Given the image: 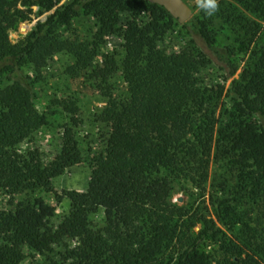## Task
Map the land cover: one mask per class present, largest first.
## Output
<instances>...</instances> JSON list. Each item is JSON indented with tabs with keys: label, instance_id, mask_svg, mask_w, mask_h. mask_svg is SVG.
Listing matches in <instances>:
<instances>
[{
	"label": "trees",
	"instance_id": "trees-1",
	"mask_svg": "<svg viewBox=\"0 0 264 264\" xmlns=\"http://www.w3.org/2000/svg\"><path fill=\"white\" fill-rule=\"evenodd\" d=\"M218 3L214 15L199 9L179 25L150 0H0V193L25 196L0 209V264H19L24 248L39 257L35 264H264V0ZM45 13L22 38L9 39L19 24ZM79 14L94 20L87 44L61 33ZM120 14L130 16L123 27ZM178 25L190 43L164 56L157 43ZM115 34L121 57L102 55L89 76L120 71L127 96L99 114L112 132L98 166L85 191L61 193L68 213L54 223L55 208L35 194L81 154L68 125L50 166L12 147L11 132L47 122L23 68L39 78L56 50L71 55L74 68L87 66ZM220 37L228 43L218 46ZM211 62L231 79L225 93L199 74ZM223 97L229 105L221 111ZM210 162L222 171L202 205ZM179 191H188L181 205L173 201ZM98 212L101 226L93 221Z\"/></svg>",
	"mask_w": 264,
	"mask_h": 264
},
{
	"label": "rangeland",
	"instance_id": "rangeland-1",
	"mask_svg": "<svg viewBox=\"0 0 264 264\" xmlns=\"http://www.w3.org/2000/svg\"><path fill=\"white\" fill-rule=\"evenodd\" d=\"M191 8L192 15L200 9L196 1L186 2ZM47 13L36 17L32 16L30 22L19 24L15 31L9 33V39L16 41L26 35L37 20H43ZM120 26L123 27L130 19L128 14H120ZM141 20H149L148 14L138 15ZM180 25V24H179ZM176 26L167 32L157 43V50L164 56H176L190 43V36L185 28ZM62 36L75 44H87L95 33L94 20L81 14L74 17L68 28H61ZM228 42L223 37L217 40L218 46ZM122 38L120 35H108L99 48L95 57L89 60L88 65L74 68L75 62L71 55L64 51L56 50L47 60L40 77L36 78L30 66L23 68V74L28 76L33 88L34 106L37 112L46 118V124L40 128L27 130L18 129L9 134L12 147L23 157L39 160L46 166L53 163L55 156L60 152L61 136L65 126H71L77 140L81 162L70 167L62 175L51 179L49 184L38 191L35 196L41 197L55 208L56 223L58 218L68 213V202L61 198V193L66 190L83 192L88 186L90 176L96 170L103 153L105 140L108 133L112 132V123L101 122L99 114L105 108L112 107L124 100L127 96V86L120 71H116L110 78H90L92 69L102 66V55H122ZM118 58V57H117ZM241 62L233 78H238L244 66L247 55L241 58ZM199 74L209 87L219 85L224 87V93L229 87L230 78L218 69L215 63H205L198 68ZM229 105L227 98L223 97L220 102V110ZM222 111V110H221ZM222 167L210 162L209 181L206 185L205 203L208 205V194L214 180L220 176ZM188 190L191 191V189ZM196 192V191H194ZM25 200V196L9 198L0 193V209L10 210ZM188 200V191H179L173 197V201L181 205ZM199 199L196 205L201 203ZM93 221L96 226H101V212L94 215ZM75 240L66 242L68 248L75 247ZM24 258L19 264H35L39 257L28 250L23 249Z\"/></svg>",
	"mask_w": 264,
	"mask_h": 264
},
{
	"label": "water",
	"instance_id": "water-1",
	"mask_svg": "<svg viewBox=\"0 0 264 264\" xmlns=\"http://www.w3.org/2000/svg\"><path fill=\"white\" fill-rule=\"evenodd\" d=\"M164 8L178 24H184L192 16V11L189 5L183 0H150Z\"/></svg>",
	"mask_w": 264,
	"mask_h": 264
},
{
	"label": "clouds",
	"instance_id": "clouds-1",
	"mask_svg": "<svg viewBox=\"0 0 264 264\" xmlns=\"http://www.w3.org/2000/svg\"><path fill=\"white\" fill-rule=\"evenodd\" d=\"M197 6L207 15H214L219 9L218 0H196Z\"/></svg>",
	"mask_w": 264,
	"mask_h": 264
}]
</instances>
